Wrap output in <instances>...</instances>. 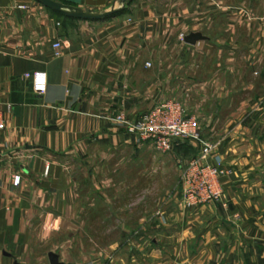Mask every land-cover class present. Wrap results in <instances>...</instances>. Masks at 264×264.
Returning <instances> with one entry per match:
<instances>
[{
	"label": "crops",
	"instance_id": "crops-1",
	"mask_svg": "<svg viewBox=\"0 0 264 264\" xmlns=\"http://www.w3.org/2000/svg\"><path fill=\"white\" fill-rule=\"evenodd\" d=\"M58 1L95 10L114 3ZM16 3L29 6L22 9ZM125 4L126 10L112 17L60 21L36 0H0V264H49V250L67 264H101L97 250L86 251L76 237L88 229L87 221L95 220L88 211L98 200L113 211L109 206L114 195L98 197L95 177L104 167L135 172L138 197H128L126 204L134 201L138 207V234L153 236L152 243L139 245L143 255L138 259L109 264H244L243 258L264 264L262 239H244L247 226H241L234 213L226 215L239 207L236 192L228 209L217 202L185 207L179 190L174 195L159 193L147 209L141 191L148 177L152 171L163 172L168 162L178 173L177 163L184 161L188 143L159 152L114 119L117 113L135 118L158 101L175 98L197 117L199 126L209 127L213 120L205 109L233 107L224 124L233 122L234 130L222 134L219 152L243 172L264 169L258 159L264 162L260 4L254 0ZM67 26H74L73 31ZM198 30L204 37L194 43L180 38V33ZM53 40L61 43L57 56L52 54ZM33 69L46 74V88L39 95L23 76ZM226 147L234 150L231 158ZM12 173L19 174L16 185L11 183ZM73 173H86L88 179ZM227 178L221 180L225 193ZM248 183L240 177L233 187L255 186ZM130 205L123 212L130 214ZM225 225L235 232L234 246L228 250ZM241 242L242 253L237 245Z\"/></svg>",
	"mask_w": 264,
	"mask_h": 264
},
{
	"label": "rangeland",
	"instance_id": "rangeland-1",
	"mask_svg": "<svg viewBox=\"0 0 264 264\" xmlns=\"http://www.w3.org/2000/svg\"><path fill=\"white\" fill-rule=\"evenodd\" d=\"M126 1V0H125ZM132 2L133 0H129ZM157 3L161 4H170L173 2H179V3H203L204 0H152ZM257 4H260V15H264V11L262 13V8L264 9V0H254ZM120 4L119 0H114L113 6H118ZM262 5V6H261ZM126 10V4L123 2V4L120 7V10L117 13H114L113 15H109L107 17H112L118 14H121L123 11ZM60 16V15H59ZM60 21H62V16L59 17ZM66 28V27H65ZM74 26H67L66 30L73 31ZM207 111V114L212 117V123L208 126L200 124V131L203 139H210V140H220L221 145L224 141L221 139L222 134L224 132H232L234 130L235 124L232 122L230 124L225 125V119L228 116H231V113H234L235 109L233 107H221L217 111H215L214 108L205 109ZM205 111V112H206ZM230 119V118H229ZM233 119V118H232ZM200 120V119H199ZM233 121V120H232ZM210 128V130L208 129ZM262 131L264 132V125H261ZM261 130V129H260ZM233 133V132H232ZM231 137H233V134H231ZM188 144L185 146L184 151V161L195 156L199 150L200 143L198 140H187L185 141ZM230 141H228L227 144H229ZM234 141H231V144H233ZM227 148V147H226ZM225 151V150H224ZM227 156L231 158L232 152L234 153L233 149L227 148ZM257 158V157H256ZM261 163H264L261 158H258ZM183 160L178 162L177 164L179 170L178 173L176 172L175 168L172 167V162H168V168L163 169V172H153L151 178L148 177V180L146 182L147 186L143 188L141 191L142 194L146 196L147 199V209L152 205L151 200L153 197H156L159 193L161 194H177L176 192L179 190L180 195V174H181V166L183 165ZM257 160L255 159V163ZM112 164V161L110 162ZM126 164L129 162L126 161ZM253 162V164L255 165ZM234 171L232 174L228 175L229 179L226 185L227 192L226 198L227 200H234V193L239 194L240 198L238 200L240 201L238 203L239 207L235 210V212L239 213V216L234 211L231 213L228 210L226 211V215H229L230 217L234 214H237V222L240 223L241 226L245 224L247 226L246 234L248 236H243L244 239H250V240H257L262 239L259 241L264 242V169L260 170H254L252 169V172H243L238 168V165L231 164ZM258 167V166H256ZM240 175L236 179V175L234 178V174L239 173ZM80 173H73L76 177ZM135 174L134 171L132 172H125L123 171V168H118L116 171H111L110 169L107 170L105 167L102 171H99L97 173V177H95L98 181V197L100 198L105 197V195L113 196V204H110V208H113V211L111 213L106 208V205L102 203V201L97 202L95 209L92 210V212L88 211V214L93 216L95 220L87 221L85 232H82L81 236L76 237V241L79 243L78 245H81L83 248H85L86 251L88 249H95L97 250V259L101 264H109L111 261H119L125 260V259H131L133 256L135 259H138L139 256H142L141 253L142 249L140 248V244L143 242H151L152 243V235H149L147 233H142L143 236H140L138 234L139 230V222H138V216L139 211L138 207L135 208V202L133 201L131 203L132 211L130 214L123 212V209L125 207L127 208L129 205L126 204V199L128 197L134 198L137 200L138 197V190L137 188V180H132L133 175ZM82 179H88L87 174H80ZM149 176V174H148ZM241 178L246 179L249 183L255 185L253 188H239L235 189L233 187L234 183H236V180H239ZM235 180V181H234ZM251 182V183H250ZM176 187H174V186ZM128 186L130 188H128ZM229 186V187H228ZM83 190V189H82ZM136 197V198H135ZM125 201V202H123ZM198 205L189 207V208H195L198 207ZM134 208V210H133ZM227 206L225 209H228ZM113 212V213H112ZM151 217V216H150ZM153 219V217H151ZM90 223V224H89ZM217 223H219L221 226H224L223 223H221L219 220H217ZM127 226L129 230H123L122 227ZM227 229L229 230V225H225ZM171 227V225L169 226ZM252 227V232L250 233L249 230ZM234 230H229L228 234L226 236L227 238V250L230 247L234 246V243H232L235 232ZM243 233V232H242ZM245 234V232H244ZM254 235V236H251ZM259 235V236H258ZM257 236V237H256ZM157 237V236H156ZM218 237L216 236L215 239ZM157 239V238H156ZM245 241V240H244ZM243 241V243H244ZM232 244H231V243ZM243 243L241 242L239 245V251L241 250V253L243 251ZM215 244H220L217 242ZM113 245V248L111 247ZM236 245V244H235ZM43 247V244L40 245ZM143 252V251H142ZM74 254V253H73ZM169 254V253H168ZM257 256V254H256ZM244 264H257L256 260L255 262H252L251 260L248 261V258L246 260L243 258ZM249 262V263H247ZM243 264V263H242Z\"/></svg>",
	"mask_w": 264,
	"mask_h": 264
},
{
	"label": "built area",
	"instance_id": "built-area-1",
	"mask_svg": "<svg viewBox=\"0 0 264 264\" xmlns=\"http://www.w3.org/2000/svg\"><path fill=\"white\" fill-rule=\"evenodd\" d=\"M16 7L28 8L27 3H16ZM180 33V38H184ZM52 54L59 55L61 43L51 42ZM148 65L149 62L147 61ZM30 79L33 93L41 94L46 88V74L42 69L23 72ZM7 108V107H6ZM114 119L125 126L129 132L136 133L141 139L151 142L159 152H167L173 148L176 141L198 140L200 143L197 154L183 162L180 174V198L185 207H193L205 202H217L222 207L228 206L222 178L233 173L232 165L226 162L219 152V140L203 139L198 119L189 114L181 101L175 98H165L155 103L149 109L139 113L135 118H129L123 113L114 115ZM3 126V115L0 108V129ZM47 171V164L43 172ZM19 174H11V183L16 185ZM237 216V214H235Z\"/></svg>",
	"mask_w": 264,
	"mask_h": 264
},
{
	"label": "water",
	"instance_id": "water-1",
	"mask_svg": "<svg viewBox=\"0 0 264 264\" xmlns=\"http://www.w3.org/2000/svg\"><path fill=\"white\" fill-rule=\"evenodd\" d=\"M36 1L51 10L62 13L65 16L74 17L76 19H90V20L101 19L109 15H113L117 10L120 9L123 2H125V0H119L120 4L118 6L112 5L104 10H95L92 8L83 9L79 6L63 3L58 0H36ZM203 37L204 35L202 34L201 31L199 30L191 31L184 36V41L188 43H194L196 40ZM46 256L49 264H67L64 261L59 260L58 254L54 251L51 250L47 251Z\"/></svg>",
	"mask_w": 264,
	"mask_h": 264
},
{
	"label": "trees",
	"instance_id": "trees-1",
	"mask_svg": "<svg viewBox=\"0 0 264 264\" xmlns=\"http://www.w3.org/2000/svg\"><path fill=\"white\" fill-rule=\"evenodd\" d=\"M49 9V8H48ZM51 10V9H50ZM120 10V9H119ZM119 10H117L115 13H117ZM51 11H53V12H55L57 15H60V16H62L63 18H68V19H76V18H74V17H70V16H65V15H63L62 13H60V12H58V11H54V10H51ZM186 141V140H185ZM185 141H176L175 143H174V145H178V143L179 144H185V143H187V142H185ZM173 145V146H174Z\"/></svg>",
	"mask_w": 264,
	"mask_h": 264
}]
</instances>
